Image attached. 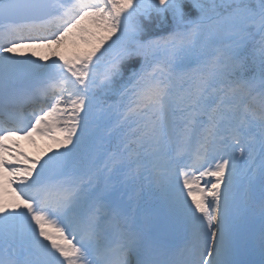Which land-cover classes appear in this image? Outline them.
Segmentation results:
<instances>
[{"label":"snow or ice","instance_id":"snow-or-ice-1","mask_svg":"<svg viewBox=\"0 0 264 264\" xmlns=\"http://www.w3.org/2000/svg\"><path fill=\"white\" fill-rule=\"evenodd\" d=\"M0 264H264V0H0Z\"/></svg>","mask_w":264,"mask_h":264},{"label":"rangeland","instance_id":"rangeland-1","mask_svg":"<svg viewBox=\"0 0 264 264\" xmlns=\"http://www.w3.org/2000/svg\"><path fill=\"white\" fill-rule=\"evenodd\" d=\"M87 47H88V46H83V47H82V50H81L80 52L85 51V50L87 49ZM20 144H21V147L23 148V150L25 151V146H26L27 144H29V143L26 142V141H20Z\"/></svg>","mask_w":264,"mask_h":264},{"label":"trees","instance_id":"trees-1","mask_svg":"<svg viewBox=\"0 0 264 264\" xmlns=\"http://www.w3.org/2000/svg\"><path fill=\"white\" fill-rule=\"evenodd\" d=\"M196 15H197V13H196L195 9H193V11H192V18H195Z\"/></svg>","mask_w":264,"mask_h":264}]
</instances>
